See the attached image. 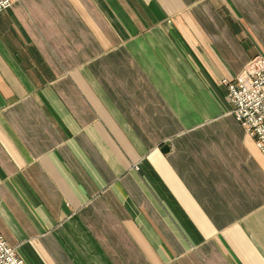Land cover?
<instances>
[{
	"label": "crops",
	"instance_id": "0c3cea01",
	"mask_svg": "<svg viewBox=\"0 0 264 264\" xmlns=\"http://www.w3.org/2000/svg\"><path fill=\"white\" fill-rule=\"evenodd\" d=\"M259 57L264 0H16L0 236L26 264H264V156L223 84Z\"/></svg>",
	"mask_w": 264,
	"mask_h": 264
},
{
	"label": "built area",
	"instance_id": "2783aa9c",
	"mask_svg": "<svg viewBox=\"0 0 264 264\" xmlns=\"http://www.w3.org/2000/svg\"><path fill=\"white\" fill-rule=\"evenodd\" d=\"M16 0H0V13L13 6ZM232 113L246 132L256 140L264 156V58L252 60L241 75L232 81L224 80ZM0 264H26L6 240L0 236Z\"/></svg>",
	"mask_w": 264,
	"mask_h": 264
},
{
	"label": "water",
	"instance_id": "95a60500",
	"mask_svg": "<svg viewBox=\"0 0 264 264\" xmlns=\"http://www.w3.org/2000/svg\"><path fill=\"white\" fill-rule=\"evenodd\" d=\"M165 151H166V148H165Z\"/></svg>",
	"mask_w": 264,
	"mask_h": 264
}]
</instances>
